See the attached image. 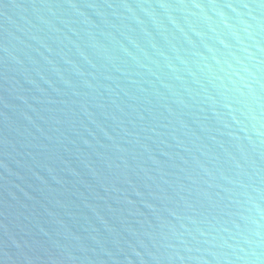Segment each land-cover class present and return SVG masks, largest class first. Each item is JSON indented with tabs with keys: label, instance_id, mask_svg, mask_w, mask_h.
I'll use <instances>...</instances> for the list:
<instances>
[{
	"label": "water",
	"instance_id": "obj_1",
	"mask_svg": "<svg viewBox=\"0 0 264 264\" xmlns=\"http://www.w3.org/2000/svg\"><path fill=\"white\" fill-rule=\"evenodd\" d=\"M0 264H264V0H0Z\"/></svg>",
	"mask_w": 264,
	"mask_h": 264
}]
</instances>
